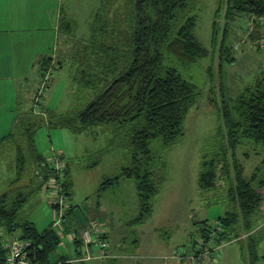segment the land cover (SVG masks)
<instances>
[{"label":"trees","instance_id":"trees-1","mask_svg":"<svg viewBox=\"0 0 264 264\" xmlns=\"http://www.w3.org/2000/svg\"><path fill=\"white\" fill-rule=\"evenodd\" d=\"M114 1L101 0L100 9L90 24L87 50L93 53L101 73L92 76L83 72V78L78 82L91 88L93 97L83 108L71 109L58 116L53 111L46 112L60 119L56 126L73 133L98 128L125 133L131 147L130 164L123 167L119 175L102 181L99 190H106L121 178H133L139 203L135 221L142 222L152 213L153 198L163 180L160 153L153 151L152 142L157 141L162 147L176 143L183 135V122L189 109L200 96V87L186 79L176 64L192 65L208 57L209 50L194 34L195 17L187 16L193 0H133L132 30L119 44L118 40L114 41L107 16L103 13ZM222 5L227 24L238 15L253 16L254 29L259 31L258 34L253 31L252 38L257 39L259 49L264 33L261 29L264 28V0H220L216 14ZM248 28L253 30L251 24ZM65 31L71 32L70 25ZM216 32L217 27L214 28V37ZM225 33L226 29L223 35ZM227 51L222 38L218 46L222 60L230 58ZM51 59L41 61V78L45 76L43 72ZM58 65L63 66L61 62ZM217 109L220 119L217 137L213 152L202 157L198 187L201 191H210L217 189L219 180L226 183L230 208L214 223L220 226L215 230V239L217 242L230 241L241 237L243 231L248 236L243 253L247 263L254 264L261 239L250 232L257 226V211L264 204V158L247 178L235 150L245 139L264 150V72L236 98H222ZM33 113L36 112L19 113L8 134L17 139L15 182L22 178L27 163L31 175L27 182L11 185L0 194V264H6L8 252L2 231L29 241L30 256L39 264H71L72 260L66 255L53 260L60 243L54 222L39 231L33 222L19 216L27 200L43 185L50 186L51 179L59 184L63 196L70 194L72 186L69 168L55 169L47 156L36 150L33 133L41 122L31 117ZM52 121L49 120L48 124ZM52 206L59 208L58 204L52 203ZM73 207L68 205L64 218L73 213ZM201 223L199 231L207 237L213 224H207L206 220ZM74 243L80 246L82 240L74 237Z\"/></svg>","mask_w":264,"mask_h":264},{"label":"rangeland","instance_id":"rangeland-1","mask_svg":"<svg viewBox=\"0 0 264 264\" xmlns=\"http://www.w3.org/2000/svg\"><path fill=\"white\" fill-rule=\"evenodd\" d=\"M58 2L59 7H62L59 24L64 26H59L57 37L52 38L48 45L49 52L54 55L43 72L49 74L38 97L39 104L35 105L38 110H43L33 113L31 117L41 122L33 133L36 150L51 160L59 156L63 166L69 168L72 186L69 189L70 194L59 201L61 206L55 208L52 203L59 198L53 196L52 186L43 185L23 205L19 216L31 220L38 229L48 227L54 222L53 225L60 234V243L53 260L59 255L74 257V249H78L74 237H80L83 228L91 221H97L108 229L107 256H103L102 249L100 251L96 245H92V250L100 251V257H92L94 260L72 259V264H193L184 254H174L187 250L198 239V226L202 224L201 221L214 224L230 208L228 186L225 182L220 188L210 191H201L196 182L202 157L210 155L214 149L220 124L217 105L223 98L222 87L218 89L216 75H210L206 67L217 60L218 46L223 38L228 50L226 54L236 58L244 54L233 65L241 75L240 81H243L242 77L248 67L253 69L255 65H259L264 72V49H258L255 44L258 51L254 49V53L247 57L245 43L240 42L249 24L258 34L259 30L254 29L255 22L252 21L255 19L251 15H239V18L227 24L224 19V5L216 14L219 5L216 0H193L187 16L195 17L194 34L209 50V56L188 66L173 64L181 69L186 79L200 87V96L189 109L183 122V135L176 143L162 147L159 142H152L153 151L160 153L159 166L163 180L159 192L153 198L152 213L142 222H137L135 218L139 212V203L133 178H121L106 190H99L102 181L119 175L122 168L130 164L131 147L125 133H115L113 129L101 131L100 128L73 133L67 128L56 126L60 122L56 116L68 109L83 108L93 97L94 91L78 82L83 78V72L94 76L101 70L96 65L93 53L87 50L90 24L94 13L100 9L101 0ZM103 13L107 16L114 41L118 40L119 44L121 39L126 40L133 26V0H115ZM67 25H70L71 32L65 31ZM225 29L226 33L223 35ZM109 39L107 36L106 40ZM232 43L237 49L230 48ZM211 54L215 56L211 57ZM59 62L63 63L62 68L57 66ZM234 81L233 83L238 84V75ZM209 88L213 90L211 93ZM208 99H212L214 103L210 105ZM42 106L54 111L56 116L52 117ZM49 120L52 121L50 125ZM250 145L251 148L247 150L248 153L252 152L251 163H258L264 154L263 147L257 145L255 149L256 145ZM29 165L27 163L17 185L27 182L31 175ZM7 169L8 167L2 172L5 176ZM69 204L74 205V213L64 218L63 214ZM91 215L94 219L89 220ZM256 222L257 226L250 233L264 242V227L259 229L261 222L264 223V206L257 211ZM2 233L6 243L8 234L3 231ZM247 239L246 235L226 241L220 248V253L224 247L230 251L225 253L224 260H218L216 264H248L242 250L243 242L247 243ZM82 248L79 247L80 250ZM257 264L264 262L260 260Z\"/></svg>","mask_w":264,"mask_h":264},{"label":"crops","instance_id":"crops-1","mask_svg":"<svg viewBox=\"0 0 264 264\" xmlns=\"http://www.w3.org/2000/svg\"><path fill=\"white\" fill-rule=\"evenodd\" d=\"M216 1L219 4L220 0ZM218 7L219 5L217 8ZM61 12L62 7H59L58 0H0V194L11 187V185H17L22 179L15 182L17 139L9 137L8 134L19 113L32 111L40 113V111L43 110V108L41 110L37 109L39 100L34 103L35 93L42 79L40 63L44 58L53 59L52 55L54 54L49 52L50 49L48 45L51 43L52 38L57 37ZM237 18H239V15L235 17V19ZM253 31L254 30L249 28L246 29V32L240 39L241 43H245V54L247 57L254 53V49L258 51L255 47L257 39L252 38ZM230 48L234 50L237 49V46L232 43ZM242 52H244V50ZM214 56L215 54H211V57ZM243 56L244 54H241L240 57L236 58L234 55L230 54L229 59L222 60L220 54L217 52V60L215 62H210L206 67V70L210 71V75H216L215 78L217 79L218 89L220 86L222 87L221 93L223 94V98H236V93H239L240 90H243L248 84H251L257 75L262 72V68L259 65H255L253 69L248 67L244 76L242 75L243 81H240L241 75L238 74V71H236L233 65L236 64L238 59H242ZM242 62H244V60H242ZM224 64H226V67ZM236 75H238V84L233 83L235 82L234 78ZM233 85L234 87H232ZM209 90L210 93L213 91L211 88H209ZM208 103L211 105L214 101L208 99ZM44 108L45 110H49L46 107ZM250 143L254 144L245 139L235 150L236 158L243 167V175L247 178L251 176L255 166L264 158L263 154V157L258 163H251L252 152L248 153L247 150L251 148ZM254 148L256 149L257 146ZM5 167H8L6 176L2 174L4 169H6ZM196 182L198 186V176ZM220 185H223L222 180L218 181L217 189L220 188ZM177 190L178 189H175V191ZM71 206L74 205L71 204ZM72 209L74 213V208ZM96 213L93 214L96 215ZM89 218V220L94 219L92 215ZM262 222L259 229L264 227V223ZM45 228L37 229L42 231ZM104 229L108 237V229L106 227H104ZM246 235L247 234L244 232L242 233V236ZM245 244L246 242H243V251L246 249ZM75 246L78 247V249H74L75 256L69 257L70 260L85 258L87 252L91 254L92 257L94 256L93 258L100 257V251L92 250V246L86 248L83 244H80V246L83 247L82 250L79 249L80 246L77 243H75ZM229 251V249L227 250V248L224 247L220 253L219 260H224L225 253L227 252L228 254ZM256 253L257 256L254 264H257L260 260L264 262L263 240L259 241ZM92 257L87 260H94ZM176 264L178 263L176 262Z\"/></svg>","mask_w":264,"mask_h":264},{"label":"built area","instance_id":"built-area-1","mask_svg":"<svg viewBox=\"0 0 264 264\" xmlns=\"http://www.w3.org/2000/svg\"><path fill=\"white\" fill-rule=\"evenodd\" d=\"M260 47L264 49V33L262 42L260 43ZM48 74L49 73H46L45 76L41 79L37 92L35 93L34 103H36V101L38 100V97L41 94L43 87L45 86ZM48 160L57 170H60L64 167L58 156L52 158V160ZM49 182L50 186H52L51 191H53V196L59 198V200L57 202H54L53 204H58V206L60 207L61 204L59 201H61L63 197V195L60 194V186L57 182H55V179H51ZM216 229H220V226L218 224H213L211 230L207 232L208 236L205 237L204 235H202V232H200L198 228V239L194 240L193 243L188 246L187 250L177 252L174 254V256L182 253L189 262H194L193 264H216L220 257V248H222L226 242L225 240H221L219 242L216 241ZM80 239L82 240V244L86 248L92 245H96L100 249V251L102 249L103 256H107V233L104 227L97 221H91L89 225L81 230ZM5 245L8 248V252L6 255V264H39L30 256L28 250V247L30 245L29 241L20 238L16 234H10L8 235V240ZM90 257H92V255L87 252L86 257L82 259H88Z\"/></svg>","mask_w":264,"mask_h":264}]
</instances>
